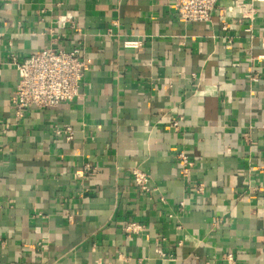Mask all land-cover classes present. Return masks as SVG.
Listing matches in <instances>:
<instances>
[{
	"label": "crops",
	"instance_id": "0c3cea01",
	"mask_svg": "<svg viewBox=\"0 0 264 264\" xmlns=\"http://www.w3.org/2000/svg\"><path fill=\"white\" fill-rule=\"evenodd\" d=\"M174 1L0 0V264H264V4L184 23ZM43 10L73 16L87 70L16 121L9 55L48 47Z\"/></svg>",
	"mask_w": 264,
	"mask_h": 264
},
{
	"label": "built area",
	"instance_id": "2783aa9c",
	"mask_svg": "<svg viewBox=\"0 0 264 264\" xmlns=\"http://www.w3.org/2000/svg\"><path fill=\"white\" fill-rule=\"evenodd\" d=\"M218 0H175L173 9L176 16L184 23H206L216 9ZM264 4V0H235L232 6L237 9L241 18L247 17V13L254 11L256 5ZM222 16L223 11L220 12ZM43 17L51 19L50 26L45 28V34L50 37L48 47L30 55L25 59H18L13 53L9 55V64L14 67L18 77V83L12 97V109L16 121L25 118L30 111L51 110L60 104L71 103L80 98L79 87L87 70L84 59V48L79 39L77 46L66 50L62 45L65 31H73L82 38V29L76 25L70 14L54 16L51 10H43ZM250 30H247L249 32ZM124 48H137L138 42L126 41ZM253 78L252 81H256ZM177 127V123L172 124ZM53 132L56 136H64L66 141L72 140L70 127H55ZM183 173H186L188 157L184 152L176 154ZM87 168V166H85ZM134 185L142 192L150 190V176L139 166L130 169ZM200 190V189H199ZM139 228L136 224H128L125 231L135 233ZM156 254L162 259H169L160 250ZM125 261V259H121ZM231 263V259H228ZM95 264H107L96 262Z\"/></svg>",
	"mask_w": 264,
	"mask_h": 264
}]
</instances>
